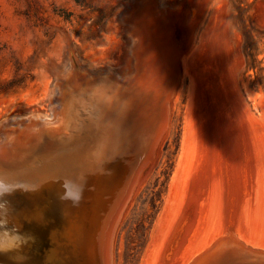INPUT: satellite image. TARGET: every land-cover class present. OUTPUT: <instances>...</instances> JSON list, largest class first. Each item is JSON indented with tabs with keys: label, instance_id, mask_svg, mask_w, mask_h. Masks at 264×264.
Here are the masks:
<instances>
[{
	"label": "rangeland",
	"instance_id": "374dc122",
	"mask_svg": "<svg viewBox=\"0 0 264 264\" xmlns=\"http://www.w3.org/2000/svg\"><path fill=\"white\" fill-rule=\"evenodd\" d=\"M130 17L178 53L166 106L142 82L120 80L133 70ZM247 51L257 53L261 72L248 67ZM71 64L78 78L104 72L121 95L116 113L125 147L116 190L159 128L117 221L111 264H187L224 233L240 237L246 251H264V0H0V137L7 130L10 138L0 146V171L59 149L49 136L59 132L49 129L59 86L74 88V76L66 81ZM100 113L89 112L94 132H101ZM242 255L233 262L264 264Z\"/></svg>",
	"mask_w": 264,
	"mask_h": 264
},
{
	"label": "bare ground",
	"instance_id": "6f19581e",
	"mask_svg": "<svg viewBox=\"0 0 264 264\" xmlns=\"http://www.w3.org/2000/svg\"><path fill=\"white\" fill-rule=\"evenodd\" d=\"M139 19L135 17H130V20L127 19L129 31L132 35L133 45L131 51L133 70L128 75L122 78L120 77V80H122V82H132L136 84H138L136 81L142 82L144 86H147L146 89H154L155 99L157 98V100H159L160 105L166 106L167 92L165 91V87L167 83H170V81L178 75V53H176L174 48L167 47L163 43L158 45L157 42L151 39V29L144 24L143 20ZM67 72L68 77L66 81L72 76L75 77V84H73L74 88L66 87V83H62L59 86L57 99L55 98L57 108L55 107L56 112L53 120L56 126H52L49 129H53L54 131H52L54 133L59 132L56 135H52V132L50 133L49 131L50 139L53 137L56 138L59 149L47 155H45V152L40 154L37 153L40 156L36 159L30 156L28 160H22L21 163L15 164L11 172L0 171V264H111L109 261L110 255L112 254L111 245L113 243L114 230L116 224H118V219L123 213L129 196L122 202L116 214V218H114L111 225L109 223L112 218L108 212L112 210L111 208L115 207V204L113 205L114 198H111L113 189L109 187L108 190H106L107 194L104 196H93L92 194H95L94 191L99 190L98 188L102 186H110L111 179L114 181V175L117 172V164L125 147L119 137L118 132L120 126L116 113L121 95L114 91L116 88L112 89L110 85V82L113 81L112 79L101 76L105 74L104 72L99 73L95 79H90L86 76L78 78L74 73V64H71ZM54 91L56 92V90ZM51 96H53V94ZM98 111H101V118H99L101 132H94V129L91 127V114H89V112ZM221 114L222 113H220V115ZM11 117L13 118V116ZM19 117L21 116L19 115ZM15 118L16 117L12 119L13 122ZM5 120L4 118V121ZM5 132L3 131L5 135L1 133L3 136L0 137V146L2 144V147L3 145L5 147V144L9 143L8 141L10 139L9 135H6ZM40 135L42 136L41 133ZM31 147H33V152L38 151V145H31ZM3 149L0 148L1 155L4 154ZM11 151L12 149L9 148L8 151L5 152V154H9L7 155L8 159L13 156V154H10ZM22 156L23 155H21V157ZM149 156L151 157V154ZM148 160L141 166L130 190V194L141 178L140 176L142 175L144 167L146 168ZM152 162L154 163V161ZM88 177L96 179L93 181L92 185H90L92 179L89 180ZM76 180L84 184L85 191L84 198L79 206L74 207L70 201L62 202L59 199V194L63 191V184L65 181L75 182ZM220 182L222 186L223 184L226 185L225 182L223 183V180ZM69 186L71 187L72 185L70 184ZM222 189H220L219 193H221ZM122 190L123 187L121 189L118 188L114 191L113 196L118 195ZM231 190L232 189L229 191ZM100 191L101 193L103 192V190ZM221 194L220 197L222 196ZM231 195L234 194L231 193ZM230 197L232 196H229V199ZM224 198L226 201V197ZM223 201L224 200H222V202ZM229 201L230 200L227 201V205ZM179 220L181 219L179 218ZM193 222L194 221H192V223ZM178 224L180 226V223ZM170 226L171 225H169V228ZM191 227L189 229H191ZM187 229L188 228L185 230ZM103 231H105L106 236L104 239L105 242L101 244ZM107 232L109 235H107ZM224 234L218 236L216 240L220 241L225 237L230 240L232 239L231 242L228 246L226 245L224 248L218 250L214 257H209L207 259L208 262L206 260L204 264H221L223 261L225 262L224 264H239L233 261H235L236 258L239 259L242 254L241 257L245 259L252 255L255 257L257 256L259 260L264 258V251H256L257 249L252 250V252L251 249L246 251L245 246L238 240L240 237L237 239L230 234H226V236H224ZM210 242L211 241H209V243ZM211 246L212 245H210V247L209 245L206 246L204 249L200 250L198 254H196V252V256L187 264L196 263L202 253L209 250ZM181 248L180 246V249ZM157 253L159 254V252ZM178 257L181 256L178 255Z\"/></svg>",
	"mask_w": 264,
	"mask_h": 264
},
{
	"label": "water",
	"instance_id": "95a60500",
	"mask_svg": "<svg viewBox=\"0 0 264 264\" xmlns=\"http://www.w3.org/2000/svg\"><path fill=\"white\" fill-rule=\"evenodd\" d=\"M158 129H156L153 133L150 134L149 140L146 142V144L143 145L142 149L140 150V153L138 154L139 155L138 162L137 161L135 162L134 167L130 172V175L128 176L127 180L124 182V184L122 186L123 190L118 195L113 196L114 191H116V188H115L116 186H115V182H114L115 180L113 181L112 179L110 182L111 183L110 186H105V187L102 186V187L98 188L99 190L94 191L95 194H92L93 196H95V195H97V196L103 195L104 196L105 194H107L106 190H108L109 187H111L113 189L112 193H111V198L112 197L114 198L113 205L115 204V207L111 208L112 210H109L110 212H108V213H110V217L112 218L111 222L109 224L112 225L114 218H116V214L122 205V202H124V200H126L128 198V196H130V190L134 184V180L136 179V176H137L141 166L143 165V162L145 161L148 154L152 150V147L156 141V138L158 136L157 135ZM95 171H96V169H95ZM88 179L89 180L92 179L90 182L91 183L90 185H92L93 181L96 180L95 178H92V177H88ZM122 187H120L119 189H121ZM100 190H103V192H102L103 194L101 193ZM105 231L102 232V240H101L102 243L101 244H103L105 242L104 241L105 236H106ZM107 235H109L108 232H107ZM230 242H231L230 239L223 238L220 241H217L215 244H212L211 248L209 250L205 251L204 253H202V255L199 257L198 261H196V263H194V264H200V263L204 264L209 257H214L215 253L218 250L224 248V246H226V245L228 246V244ZM207 262H208V260H207Z\"/></svg>",
	"mask_w": 264,
	"mask_h": 264
},
{
	"label": "clouds",
	"instance_id": "9594fccd",
	"mask_svg": "<svg viewBox=\"0 0 264 264\" xmlns=\"http://www.w3.org/2000/svg\"><path fill=\"white\" fill-rule=\"evenodd\" d=\"M72 185L71 187L69 185ZM84 184L79 180L75 182L65 181L63 184V191L59 194V199L62 202L70 201L72 205L79 206L84 198Z\"/></svg>",
	"mask_w": 264,
	"mask_h": 264
},
{
	"label": "trees",
	"instance_id": "16d2710c",
	"mask_svg": "<svg viewBox=\"0 0 264 264\" xmlns=\"http://www.w3.org/2000/svg\"><path fill=\"white\" fill-rule=\"evenodd\" d=\"M247 65L249 68H252L256 71L261 72L263 70V67H261L259 65V61L257 60V53H255L254 51H251V52L247 51ZM164 174H166V173H164ZM155 202H156V200L153 199L152 200V206H155Z\"/></svg>",
	"mask_w": 264,
	"mask_h": 264
}]
</instances>
